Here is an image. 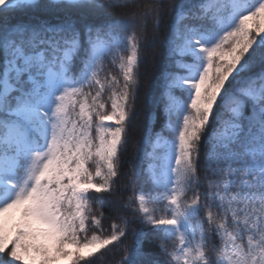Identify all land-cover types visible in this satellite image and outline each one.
I'll list each match as a JSON object with an SVG mask.
<instances>
[{"label": "snow or ice", "instance_id": "snow-or-ice-1", "mask_svg": "<svg viewBox=\"0 0 264 264\" xmlns=\"http://www.w3.org/2000/svg\"><path fill=\"white\" fill-rule=\"evenodd\" d=\"M119 250L264 264V0H0V264Z\"/></svg>", "mask_w": 264, "mask_h": 264}, {"label": "trees", "instance_id": "trees-1", "mask_svg": "<svg viewBox=\"0 0 264 264\" xmlns=\"http://www.w3.org/2000/svg\"><path fill=\"white\" fill-rule=\"evenodd\" d=\"M117 14H119V12H117ZM165 19H167V18H165ZM163 30L164 29H163V26H162V33H163ZM148 35L149 36L151 35V25H149ZM157 51H158V46H153V47H149L142 54L145 57L148 58L149 62H151V58H152L153 54L155 52H157ZM108 69L110 71H112L113 74H115L116 71H117V69H115V67L112 66L111 64H110V67H108ZM141 91H143V90H141ZM105 95H107V93ZM137 124L140 127H142V125H143V119L141 118L140 120H138L137 121ZM160 126H161V121H158L157 124H156V126H155L156 127V130H159L160 129ZM136 135L137 136L139 135V129L137 130ZM130 158H131V150L129 151V153L126 156V159H130ZM127 170H128V166L126 164L125 165V168H124V171H127ZM122 183H124L123 180H122ZM121 195H123L125 198L128 195H131V189L129 188L128 190H126L123 193H121ZM102 211H104L105 217H110L111 216V213L109 212V210L107 208L102 209ZM110 223H111V220L110 219H105L104 226L106 228H108L110 226ZM159 245H160V237L159 236H153V238H152V251L153 252H156V253H159L161 251V248H160ZM171 247H172V245L169 244V248H171ZM122 256H123V251L122 250L106 252L103 261H97V264H118V261L121 259Z\"/></svg>", "mask_w": 264, "mask_h": 264}, {"label": "rangeland", "instance_id": "rangeland-1", "mask_svg": "<svg viewBox=\"0 0 264 264\" xmlns=\"http://www.w3.org/2000/svg\"><path fill=\"white\" fill-rule=\"evenodd\" d=\"M193 195V193L191 192L190 194L188 193V197H191Z\"/></svg>", "mask_w": 264, "mask_h": 264}]
</instances>
